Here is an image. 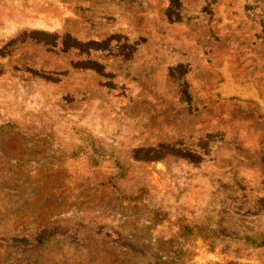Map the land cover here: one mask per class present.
Returning a JSON list of instances; mask_svg holds the SVG:
<instances>
[{"label": "rangeland", "instance_id": "obj_1", "mask_svg": "<svg viewBox=\"0 0 264 264\" xmlns=\"http://www.w3.org/2000/svg\"><path fill=\"white\" fill-rule=\"evenodd\" d=\"M264 0H0V264H264Z\"/></svg>", "mask_w": 264, "mask_h": 264}, {"label": "trees", "instance_id": "obj_2", "mask_svg": "<svg viewBox=\"0 0 264 264\" xmlns=\"http://www.w3.org/2000/svg\"><path fill=\"white\" fill-rule=\"evenodd\" d=\"M240 240H242L244 243L254 246V247H262L264 246V238H255L251 235H243L239 237Z\"/></svg>", "mask_w": 264, "mask_h": 264}]
</instances>
